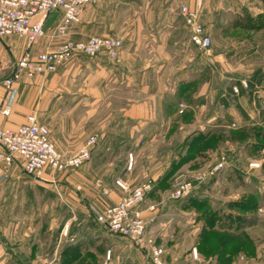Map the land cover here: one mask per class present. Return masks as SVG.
I'll return each mask as SVG.
<instances>
[{
  "label": "rangeland",
  "instance_id": "rangeland-1",
  "mask_svg": "<svg viewBox=\"0 0 264 264\" xmlns=\"http://www.w3.org/2000/svg\"><path fill=\"white\" fill-rule=\"evenodd\" d=\"M183 34L182 37H185ZM104 37L122 41L111 36ZM144 41L138 51L143 60L149 59L151 54ZM167 52L173 63L169 71L172 79L170 86L179 79H176L179 74L175 63L184 66L183 78L186 81L177 94L165 96L160 101L180 111L176 115H154L159 121H166L168 129H157V124H153L145 130H136L135 139L146 138L145 135L150 134L151 138H156L149 145L126 144L133 129L129 122H123L122 114L119 115L121 145L117 146L115 154L118 158L124 155L128 158L129 170L127 172L124 160L119 158L122 159L119 160V168L123 175L117 180L124 183L129 191L143 184L152 185L141 210L149 223L147 237L164 250L166 264H264V132L256 127L243 129L235 119L238 114L225 110L224 106H239L241 88L233 86V83V97L223 103L219 94L215 103V119L208 122L207 84L200 82L193 90V83L190 82L202 75L205 67H193L197 56L190 48ZM158 53L156 51L153 55L158 56ZM74 58L60 68L69 65ZM109 60L120 62V53L118 60ZM87 65L90 68L82 73L89 76L88 81L95 78L94 87L104 92L106 104L113 100L114 105L118 103L122 108L130 100L140 102L144 99L147 83L141 85L124 81L122 75L118 80L111 74L108 78H97L90 61ZM227 83L219 84L221 92ZM155 85L150 88L152 91L157 89ZM156 105H159V99ZM234 107L233 110H236ZM85 116L89 118V139L98 134L104 114L71 115L68 125L72 126L74 122L77 127L81 126L79 119ZM222 158L226 159L225 167L214 177H203ZM251 163H258L260 167L251 169ZM80 168L75 172H79ZM75 172L52 173L54 183L35 179L28 187L6 195L11 204L19 202L24 205L23 209L7 211L9 221L6 227L9 236L23 239V246L20 247L21 256L11 254L0 257V264H153L143 246L98 223L95 212L101 211L100 208L85 205L88 202L79 194L81 188L78 184L74 190L68 191L78 199L77 208L72 209L68 193L61 189L64 182L58 179L60 175L73 176ZM185 181L195 184L192 195L173 200L174 186ZM121 191L123 196L120 200L129 194ZM151 207L154 210H150ZM84 224L88 230H83ZM32 244L37 245L33 251ZM76 245L79 246L76 253L66 252L68 247Z\"/></svg>",
  "mask_w": 264,
  "mask_h": 264
},
{
  "label": "crops",
  "instance_id": "crops-1",
  "mask_svg": "<svg viewBox=\"0 0 264 264\" xmlns=\"http://www.w3.org/2000/svg\"><path fill=\"white\" fill-rule=\"evenodd\" d=\"M184 4L199 12L205 32L212 41L208 52L200 51L190 43L189 31L180 13L181 4L174 0H94L91 5L85 7L81 21L63 34L57 31V25L62 19L61 11L51 13L45 21L44 35L31 49L34 56L54 49L66 41H86L94 36H111L124 42L118 63L111 62L104 55L92 59L77 55L69 65L54 73L37 75L32 79L23 77L14 85L15 100L11 114L0 118L4 127L16 128L25 124L30 116H35L40 124L49 128L51 139L58 150L65 156H71L80 150L89 136V118H80L81 126L77 127L74 122L72 126L68 125L71 115L104 114L91 160L85 163L79 172L74 171L75 175L59 176L58 180L64 182L61 189L65 194L68 193L72 209L77 208L78 199L68 191L74 190L77 184L81 188L79 194L88 202L85 205H94L101 211L111 204L114 205L123 196L115 183L123 175L119 160L123 159L127 172L129 170L128 158L124 155L119 156L122 158L119 159L115 154L117 146L121 145L120 114L123 122H129L133 129L131 139L126 144L149 145L155 142L156 138H151L150 134L145 135L146 138L141 136V139H135L136 130H145L153 124H157V129H168V123L159 121L154 115H176L180 111L168 104L163 105L160 101L165 96L177 94L178 90H181L179 87L186 81L183 78L184 66L175 63L179 74L176 79H179L175 85L170 86L172 79L169 71L173 63L167 51L183 47L195 50L197 58L193 67H205L200 77L191 79L193 86L190 87L195 90L200 82L207 84L206 108L210 116L208 122L215 119L217 96L221 94L223 98L220 101L223 103L233 97V83V86L241 88V94L238 96L239 106H224L225 110L238 114L235 119L243 129L256 127L264 132V0H184ZM183 33L187 38L182 37ZM143 40L151 51L149 59L145 60L140 59L138 55ZM26 50L25 37L13 35L0 39V105L7 97L2 81L11 74L14 65ZM156 51L159 52V57L153 55ZM199 56L202 58H198ZM89 61L97 78L112 76L118 80L122 75L124 81L142 83L141 85L147 83L144 86V99L140 102L130 100L128 105L122 108L118 103L114 105L113 100L106 104L107 97L104 92L102 93L99 87H94L95 78L88 81L89 76L85 74ZM141 65L145 67L141 68ZM88 82H92L91 86ZM226 82L228 85H224L221 92L219 84ZM243 82L248 85L246 88L241 86ZM154 85L157 87L155 94V91L150 89ZM157 99L159 105H156ZM196 112L198 113V110ZM179 125L182 126V122ZM3 175L5 177L1 178ZM51 176L52 172L47 171L44 181L54 183L55 179ZM36 180L24 171L21 161L11 166L0 164L1 258L11 254L21 256L20 247L23 246V239H20V236H9L6 227L9 221L7 211L23 209L24 205L19 202L11 204L6 195L18 192ZM87 227L84 224L83 230H88ZM35 247L37 248V245H31L32 251Z\"/></svg>",
  "mask_w": 264,
  "mask_h": 264
},
{
  "label": "built area",
  "instance_id": "built-area-1",
  "mask_svg": "<svg viewBox=\"0 0 264 264\" xmlns=\"http://www.w3.org/2000/svg\"><path fill=\"white\" fill-rule=\"evenodd\" d=\"M181 4L180 13L189 31V41L200 51L208 52L212 41L207 36L200 20L199 12L191 10L184 0H174ZM94 0H0V39L19 35L27 39V50L14 65L11 74L2 83L7 97L0 105V118L11 114L15 100L14 85L23 77L32 79L37 75L56 72L65 63L78 54L89 57L106 55L118 60L123 43L109 37H90L86 41H66L54 49L32 55L31 49L44 35V24L49 15L55 11L62 12V19L57 25L61 34L81 21L86 6ZM248 85L243 82L242 87ZM235 91L239 89L235 87ZM97 144V136H91L83 147L74 155L65 156L54 145L47 126L30 116L27 122L16 128L4 127L0 120V164L11 166L21 161L24 171L37 180H44L47 171L72 173L91 160ZM226 165L222 160L204 176L214 177ZM260 164L251 163L250 168H259ZM3 175L1 178H4ZM116 185L129 194L102 211H96L98 223L119 233L134 243L143 246L153 264H166L164 250L147 237L148 222L143 216L142 205L151 191L150 183L143 184L132 191L120 180ZM195 184L191 181L177 183L171 198L180 200L192 195ZM150 210H154L151 207Z\"/></svg>",
  "mask_w": 264,
  "mask_h": 264
},
{
  "label": "trees",
  "instance_id": "trees-1",
  "mask_svg": "<svg viewBox=\"0 0 264 264\" xmlns=\"http://www.w3.org/2000/svg\"><path fill=\"white\" fill-rule=\"evenodd\" d=\"M204 138V137H203ZM194 145V144H193ZM79 250V246H74V247H68L67 249H66V252L67 253H70V254H74V253H76L77 251Z\"/></svg>",
  "mask_w": 264,
  "mask_h": 264
}]
</instances>
